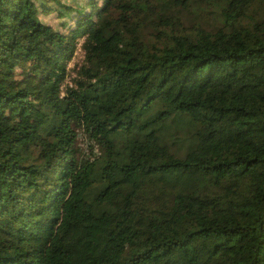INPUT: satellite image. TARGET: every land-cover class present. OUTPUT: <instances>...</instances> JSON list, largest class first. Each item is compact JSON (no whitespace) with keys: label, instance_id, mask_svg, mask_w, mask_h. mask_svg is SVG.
<instances>
[{"label":"trees","instance_id":"obj_1","mask_svg":"<svg viewBox=\"0 0 264 264\" xmlns=\"http://www.w3.org/2000/svg\"><path fill=\"white\" fill-rule=\"evenodd\" d=\"M49 1L0 0V264H264V0Z\"/></svg>","mask_w":264,"mask_h":264},{"label":"rangeland","instance_id":"obj_2","mask_svg":"<svg viewBox=\"0 0 264 264\" xmlns=\"http://www.w3.org/2000/svg\"><path fill=\"white\" fill-rule=\"evenodd\" d=\"M60 1L63 2L64 0ZM44 3L52 6V2L49 0H44ZM194 16V21L199 22L201 27L207 30H210L215 24H217L218 21L216 19L217 17L210 12L205 13L198 11ZM38 17L41 21L46 22L55 28H59V19L56 17L55 12L50 11L44 14L38 13ZM185 26L187 27L188 24H185ZM79 44L80 41H78V44L76 45L72 58L67 62V68L70 70L71 76L73 75L71 71L76 67V65H79L82 61L83 53L81 48L79 47ZM40 72V65H38L37 61L33 60L25 65L17 67L11 75L3 78V83L9 87L15 88L18 86H25L32 92V98L37 99L38 95L36 94V91L37 84L39 82ZM66 81L69 82L68 79ZM1 116L8 117L9 119L15 118L16 120H19L26 124H33V122H31L30 120L29 112L18 114L16 116H11L9 112L4 110ZM80 141L81 140L79 139L78 142Z\"/></svg>","mask_w":264,"mask_h":264}]
</instances>
